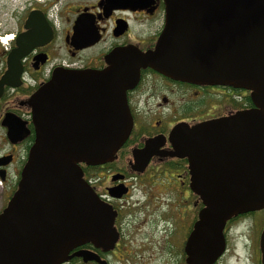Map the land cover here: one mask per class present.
<instances>
[{
    "label": "water",
    "instance_id": "1",
    "mask_svg": "<svg viewBox=\"0 0 264 264\" xmlns=\"http://www.w3.org/2000/svg\"><path fill=\"white\" fill-rule=\"evenodd\" d=\"M163 2L164 26L153 50L117 49L102 71H57L29 99L35 138L0 213V264L72 258L106 264L79 248L112 251L117 214L79 165L113 161L132 127L126 91L146 68L181 82L249 91L254 105L192 127L177 124L169 134L168 155L187 160L190 190L202 204L184 244L185 264H215L225 252L227 222L264 209V0ZM154 144L146 141L133 153L141 169L156 153ZM119 192L113 189L112 197ZM259 251L264 264V227Z\"/></svg>",
    "mask_w": 264,
    "mask_h": 264
},
{
    "label": "flooded vegetation",
    "instance_id": "2",
    "mask_svg": "<svg viewBox=\"0 0 264 264\" xmlns=\"http://www.w3.org/2000/svg\"><path fill=\"white\" fill-rule=\"evenodd\" d=\"M164 19L163 0H0V36L11 37L6 47L0 45V213L17 189L34 143L29 99L57 71H102L117 49L153 50ZM126 104L132 127L113 161L81 165L83 179L117 214L114 227L119 238L111 252L85 245L101 259L119 249L123 211L141 183L172 196L166 207L175 209L185 222L176 227L177 232L182 230L185 244L201 203L189 187L187 160L168 155L171 130L177 124L192 127L254 108L246 90L181 82L149 68L140 70L136 85L126 91ZM150 140L155 141L156 153L141 169L133 153L139 155ZM115 188L120 198L112 197ZM258 238L257 234L242 264H261ZM228 250L226 238L225 252L215 264H229L228 259L236 258L232 250L225 261Z\"/></svg>",
    "mask_w": 264,
    "mask_h": 264
},
{
    "label": "rangeland",
    "instance_id": "3",
    "mask_svg": "<svg viewBox=\"0 0 264 264\" xmlns=\"http://www.w3.org/2000/svg\"><path fill=\"white\" fill-rule=\"evenodd\" d=\"M141 186L128 200L135 203L127 205L123 211V239L119 249L102 259L110 264H182L185 238L182 230L177 232L176 227H182L185 222L181 221L175 209L170 211L166 207L170 205L172 196L162 194L149 183H141ZM261 219H264V212L237 218L229 225L226 236L229 250L223 258L225 261L232 250L236 258L228 259L229 264H242L248 259L246 250L255 243Z\"/></svg>",
    "mask_w": 264,
    "mask_h": 264
},
{
    "label": "trees",
    "instance_id": "4",
    "mask_svg": "<svg viewBox=\"0 0 264 264\" xmlns=\"http://www.w3.org/2000/svg\"><path fill=\"white\" fill-rule=\"evenodd\" d=\"M82 167V166H81ZM201 205V204H200ZM201 207H202V205H201ZM261 212H264V210H262V211H260V213ZM259 212H255V213H248V214H246V215H241V216H238V217H234V218H232L228 223H227V226H226V229H225V231H224V235H225V238H226V236H227V228L229 227V225H231L237 218H240V217H249V216H254V215H256V214H258ZM264 226V219H261L260 220V222H259V233H260V231H261V229H262V227ZM257 245H258V242H257ZM85 248V247H84ZM183 258H182V262H183V260H184V254H183V256H182ZM78 263H80V259H78V258H73V259H71L69 262H67L66 264H78Z\"/></svg>",
    "mask_w": 264,
    "mask_h": 264
},
{
    "label": "bare ground",
    "instance_id": "5",
    "mask_svg": "<svg viewBox=\"0 0 264 264\" xmlns=\"http://www.w3.org/2000/svg\"><path fill=\"white\" fill-rule=\"evenodd\" d=\"M9 40H11V37H10V36H7V37L5 38V41H9Z\"/></svg>",
    "mask_w": 264,
    "mask_h": 264
},
{
    "label": "built area",
    "instance_id": "6",
    "mask_svg": "<svg viewBox=\"0 0 264 264\" xmlns=\"http://www.w3.org/2000/svg\"><path fill=\"white\" fill-rule=\"evenodd\" d=\"M2 41H3L4 45H5V42H4V40H3V39H2Z\"/></svg>",
    "mask_w": 264,
    "mask_h": 264
}]
</instances>
